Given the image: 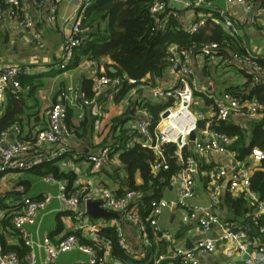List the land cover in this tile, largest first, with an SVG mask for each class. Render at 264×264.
<instances>
[{
	"label": "crops",
	"instance_id": "0c3cea01",
	"mask_svg": "<svg viewBox=\"0 0 264 264\" xmlns=\"http://www.w3.org/2000/svg\"><path fill=\"white\" fill-rule=\"evenodd\" d=\"M23 1L26 5L27 13L33 20L32 27L21 30L14 21L6 20L0 23V71L8 65H19L23 69V75L20 79H30V84L24 89L21 87L17 92L9 90V92L16 95V99H19L26 105L25 110L27 111L21 117V122L17 124L21 129L19 139L26 138L25 140H28L38 131L46 128V110L58 101L60 92L67 87H73L75 89L79 103L83 100L93 101V104L89 106L68 107L69 111H71L70 123L77 127L85 117L89 120L93 119V131L82 139L69 133V136L65 137L60 144L53 148L46 147L44 150V154L48 156L47 162L53 160V157H51L53 149L58 151V149L63 148L65 152L62 156L67 153V156L58 162L57 165L60 172L72 173L74 175L73 184L69 189L65 179H55L56 182H51L52 184L47 186L49 182H45L43 177H41L46 186L28 195V190L32 187L31 184H28V182L14 184L15 177L26 171H5L0 173V196L8 194V197L4 201V207L0 209V235L4 237V242L7 247L20 246V241L22 240L11 224L12 212L19 205L22 197L39 200L44 195L50 194L53 199L39 213L35 224L24 227L31 239L41 242L46 237L55 244L63 237L73 234L78 240L80 236L83 239L91 241L92 232L89 226H98L99 235L102 228L106 226L115 228L119 224L123 230L128 246L126 252L133 259L139 260L144 256V246L150 245L148 233L145 230V224H148V222L145 219L149 213V203L153 200L147 205L145 219H142V227L124 221L121 218V214L117 213H114L117 214V217H92L86 213L85 203H83L80 206V210L85 212L84 224L88 227L79 230L80 221L74 217V212L57 199L59 194L57 182L62 181L66 185L67 192L70 194L75 190H80L84 194L90 195L89 201L91 202H98L91 195L100 189L110 190L116 196H120L125 191H128L125 182L127 177L125 167L120 163L118 153L109 155L107 163L103 166L100 173L97 174L91 173L88 157L90 155H98L104 148L110 147V123L114 118L125 117L127 113L126 116L129 117L128 119L125 118L123 129L130 130L135 135L131 137L126 146L127 148L132 147L134 144L141 146L142 138L139 136L136 128L137 122L139 121L136 116V107L145 104L149 100L154 103L167 104L166 107H168L171 100L164 97H152L149 87L155 85L167 90L172 86L176 78L166 68L160 77L147 76L142 79L139 85L130 90L122 99L116 100L115 92H113L114 86L112 84L102 92L95 94L92 90L95 78L97 75H105L106 66H108V70L112 68L109 67L110 61L108 59H101L98 66L94 68L88 64L90 60L75 51L70 66L65 70L59 68V58L64 37L62 21L71 16L79 5V0L74 2L68 0H44L43 6L41 7H37L36 4L39 0ZM205 1L211 2L213 7H202L198 10L191 8L179 10L178 20L182 27L187 26L200 16L208 15V11L210 10H225L235 29L234 33L229 34L219 18L217 19L218 22L211 21L210 18H207L204 27L206 28L208 26L211 28L214 25L221 27L230 35V41H224L222 45L218 43L220 47L217 58L203 59L199 54H195L188 61V64L195 72L196 93L194 92L193 95L192 106H197V109L195 112H192L200 115V121H205L206 125L208 122H212L215 100L227 93V89L235 87L240 92L247 91L249 93L255 85H261L260 83L252 84L249 69L235 58L236 56H251L252 59H255L264 67V13L262 12L264 0H252L250 2V10H246L238 4L228 6L226 0ZM175 7L178 8V6ZM52 16L55 17L54 20H51ZM21 47H31L35 54L27 57L19 56L17 51ZM218 70H222L221 75L218 74ZM84 81L91 82V90L93 92L91 99L85 98L82 93V84ZM249 81L251 82L250 84H248ZM245 85L248 87L246 88ZM7 92L5 99L0 103V117L9 105ZM196 94L199 96H196ZM236 97L246 101L257 100L255 98H241V96L237 95ZM259 120L261 119H248L239 115H232L229 119L230 122L238 125L244 131H250V122H259ZM75 121H77L76 124ZM187 147L189 152L187 161H192L194 164L192 166V177L198 194L196 198L191 199L188 203L206 208L210 207L214 209V212L216 210L221 212L220 217L223 220L230 219L229 213L225 209L221 210L212 200L211 195L207 191L209 180L202 173L205 169L213 165H228L230 163L229 156L218 153H213L207 157L200 156L195 152L191 141ZM175 154L178 157L176 160L177 164L180 167L182 166L183 169L187 161H183L181 152L176 150ZM234 155L237 160L245 159H239L236 154ZM151 165V174L156 177L158 173L152 171ZM175 176L176 174L168 180V184L162 190L161 197L159 198L169 203V207L163 211L158 219L160 232L155 233L153 228L148 224L154 240L165 243L166 252L163 253L164 255L170 254L172 247L175 246L186 248L187 241L190 242V248H192L197 240L205 238L206 235L200 231L196 218L189 219L187 223L182 221L187 211L176 204L178 196L176 193V185L172 182ZM134 181L136 185L142 184L138 173L135 175ZM140 199L133 202V204H139V214L141 206ZM251 231L254 233L252 228ZM253 233H250V236L255 238L256 244H264V236H259L256 232L255 235ZM210 234L211 236H216L219 232L212 230ZM167 236H169L170 240L167 239ZM145 239L148 240V244H145ZM35 252L37 258L35 264H43L44 253L41 250H36ZM107 257L110 262L119 264L117 261L111 259L110 252ZM20 259L22 258L20 257ZM89 259V255L78 249H73L70 252L61 254L55 264H88ZM199 261L200 264H226V259L222 252L211 256L199 255ZM234 263L243 264V261L236 257ZM166 264H169V262Z\"/></svg>",
	"mask_w": 264,
	"mask_h": 264
},
{
	"label": "built area",
	"instance_id": "2783aa9c",
	"mask_svg": "<svg viewBox=\"0 0 264 264\" xmlns=\"http://www.w3.org/2000/svg\"><path fill=\"white\" fill-rule=\"evenodd\" d=\"M44 0H39L37 7L43 6ZM74 2L76 0H68ZM252 0H226L228 6L241 5L246 10L251 9ZM93 0H79V5L70 17L63 19L64 37L59 58V68L65 70L71 63L75 51L82 46L84 37L82 35V22L85 20V9ZM175 6H178L176 8ZM202 7L212 8L211 2L205 0H155L150 6V14L158 30H163L169 18L179 19L180 9L198 10ZM206 16H200L193 22L185 26L188 33H197L206 25L207 18L217 21L218 18L229 34L235 32L232 21L228 18L225 10L208 11ZM264 13V8L262 9ZM162 17H159V15ZM216 18V19H215ZM55 17L52 16L51 20ZM9 20L14 21L21 30L33 26V20L27 13L23 0H0V23ZM219 45L212 42L200 48L199 51L170 49L167 58V68L173 73L176 80L167 90L155 85L149 87L151 96L154 98H168L171 103L160 114L159 119L152 128V118L148 108L144 105L136 107V116L139 121L136 128L142 138L141 146L151 149L156 155V160L152 163V171L168 170L163 146L173 145L181 152L189 144V137L195 134L192 146L197 154L207 157L213 153L225 154L229 156L230 163L226 166L213 165L205 169L202 173L209 180L207 188L212 200L218 206L221 203L223 193H229L234 197H244L248 200L250 210L245 216L249 224L226 222L217 215L214 209L202 207L188 203L198 196L194 179L192 177V161H187L185 167L180 170L172 181L176 185L178 196L177 206L184 208L187 213L182 221L187 223L191 218L197 219V225L201 232L207 234L212 230H217L218 235L205 237L195 242L192 248L186 249L180 246L172 247L170 254L158 255L153 263L169 262V264H200L199 255L211 256L222 252L226 259V264H235L236 257L242 259L243 264H264V244H256L254 237L250 236L251 228L255 229L259 236H264V196L261 198L256 192L251 190L250 177L253 171L259 169L264 161V151L258 147L250 148L244 160H237L230 150L233 139L227 135L211 129L213 121H229L232 115H239L248 119H263L264 105L257 100H241L231 94L225 93L215 100V110L212 114V122L199 128L200 115L192 112L193 95L195 88V72L188 64L192 55L199 54L203 59H214L218 57ZM249 69L252 83L264 85V67L261 66L251 56L236 58ZM89 66L97 67L94 60L88 62ZM23 69L19 65H8L0 71V103L5 99L6 92L11 90L17 92L21 88L20 77ZM110 84L119 85L120 80H110L106 75H97L93 82L92 90L95 94L102 92ZM129 84H135L134 80H129ZM58 101L46 110L47 126L38 131L28 140L21 141V129L17 125L10 126L5 130H0V173L7 171H24L31 169L48 160L44 154L46 147H55L67 136L69 130L66 125L68 107L89 106L92 100L78 102L77 92L73 87H67L61 91ZM81 104V105H80ZM242 127V126H241ZM65 152L63 148L52 150L51 157L59 159ZM109 158V148H104L98 155H90L88 162L91 173H100ZM253 165V167H252ZM45 182L53 183L56 180L52 176L43 178ZM59 186V199L65 206L74 212V217L80 221L79 230L88 227L84 224L85 212L80 210V206L90 200V195L84 194L80 190H75L71 194L67 192L66 185L61 181ZM100 203V207L117 214L126 222H131L138 227H142L138 206L133 202L140 199L139 192L134 190L125 191L122 195L116 196L110 190L100 189L91 195ZM50 194L44 195L39 200L22 197L19 205L11 214V224L16 230L28 249L25 259H20L16 253L3 252L0 246V264H35L36 250L44 253L43 264H55L61 254L70 252L73 249L89 255L88 264H115L110 262L107 255L110 252V244L98 235L99 227L89 226L92 232V245L80 244L78 238L70 234L63 237L57 243H52L49 238L34 241L25 231L26 225H33L39 213L52 201ZM169 207V203L164 199L153 200L149 203V213L146 221L153 228L155 233H159L158 219L163 211ZM118 246L127 250L128 246L121 226H115ZM169 239V236H167ZM145 239V244H148Z\"/></svg>",
	"mask_w": 264,
	"mask_h": 264
},
{
	"label": "trees",
	"instance_id": "16d2710c",
	"mask_svg": "<svg viewBox=\"0 0 264 264\" xmlns=\"http://www.w3.org/2000/svg\"><path fill=\"white\" fill-rule=\"evenodd\" d=\"M154 1L93 0L85 9V20L82 22L81 27L83 31L81 36L85 39L76 52L88 60L96 61L97 66L101 59L110 61L109 67H113L116 71L111 73L107 68L108 66H106L104 74L112 81L115 79L120 80V84L114 85L113 88L116 100L124 98L130 90L138 86L141 80L147 76H162L167 68V58L172 47L176 48L177 51L191 50L197 52L201 47L212 42L222 45L224 41H230V35L217 25L211 28L206 26V28L200 29L197 33L191 34L181 26L178 19L173 18L168 19L163 30H158L150 14V6ZM162 15H159V17H162ZM29 80V78L20 79L23 89L30 84ZM129 80H134L135 84H129ZM250 83L249 81L248 84ZM238 90V88L230 87L226 91L234 96H241V98H255L264 105L263 84L255 85L249 93ZM82 93L87 99L93 97L91 82H83ZM7 94L9 105L0 117L1 131L20 123L21 117L27 111L25 110L26 105L16 99L15 94H12L9 90ZM196 96L199 95L196 94ZM142 105L148 108L150 112L153 123L151 129H153L159 119V113L167 104L154 103L149 100ZM126 115L125 117L114 118L110 123L111 145L109 147V155L111 156L113 153L119 154L120 163L125 167L127 175L125 182L128 190H134L141 194L140 215L142 219H145L148 203L161 197V192L168 184V180L180 172L182 166L180 167L176 162L178 157L175 154V146L165 145L162 149L168 164V170H161L156 177L153 176L150 169V165L156 159L153 150L143 148L139 144H134L129 148L126 146L131 137L135 135L130 130L123 129L125 118L128 119L129 117ZM70 117L71 111L68 109L66 125L70 134L82 139L92 133L93 119L89 120L85 117L75 127L70 123ZM204 125L205 121L198 122L199 128ZM211 129L233 139L230 150L239 159L246 158L252 147H258L264 151V118L259 120V122H250V131L241 130L238 125L230 121H213ZM25 139L21 138L20 140L24 141ZM188 155V147L186 146L181 151V158L184 162L187 161ZM66 156L67 153L59 159L46 161L24 171L43 178L52 176L57 180L65 179L69 189L73 184L74 175L60 172L57 165ZM137 173L142 180L141 185L135 184L134 179ZM250 183L251 190L262 198L264 196V161L260 168L251 174ZM6 197H8V194L0 196V209L4 207ZM219 208L221 210L225 209L229 213L231 218H227L226 222L249 224V220L245 216L246 212L250 210L246 198L242 196L234 197L229 193H225L221 198ZM145 230L148 233L150 245L144 246V256L139 260L133 259L125 250L118 246L115 228L106 226L100 230L99 236L110 244V256L113 261H117L119 264H153L155 256L166 252V245L164 242H156L154 240L147 223L145 224ZM253 230L254 233L252 231L250 233L255 235L256 231L255 229ZM79 241L82 245H92L91 241L80 236ZM0 244L3 252H13L23 260L25 259L28 249L22 241H20V246L18 247H7L4 237L0 235ZM166 263L164 261L160 264Z\"/></svg>",
	"mask_w": 264,
	"mask_h": 264
},
{
	"label": "rangeland",
	"instance_id": "374dc122",
	"mask_svg": "<svg viewBox=\"0 0 264 264\" xmlns=\"http://www.w3.org/2000/svg\"><path fill=\"white\" fill-rule=\"evenodd\" d=\"M17 54L19 56H22V57H27V56H31V55H34L35 52L32 51L31 47H21L18 49L17 51ZM218 74H222V70H218ZM197 109V106H192L191 110L193 112H195ZM77 123V121H75V124ZM19 182H28V184H31L32 187L28 190V195H31L32 193L36 192V190H41V188L45 187L46 185L43 183L42 181V178L39 177V176H34L32 173L30 172H23V173H20L17 177H15V180H14V184H17ZM50 184L52 183H49V185L47 186H50Z\"/></svg>",
	"mask_w": 264,
	"mask_h": 264
},
{
	"label": "water",
	"instance_id": "95a60500",
	"mask_svg": "<svg viewBox=\"0 0 264 264\" xmlns=\"http://www.w3.org/2000/svg\"><path fill=\"white\" fill-rule=\"evenodd\" d=\"M111 73H115V69L112 67V68H110V70H109ZM169 100H171V99H169ZM194 139H195V134L194 133H192L191 135H190V137H189V140L191 141V143H192V141H194ZM20 199V198H19ZM85 210H86V213L88 214V215H90V216H92V217H98V218H106V217H117V214H114V213H112V212H110V211H107V210H105V209H103V208H101L100 207V204L98 203V202H91V201H87L86 203H85ZM215 213L218 215L219 214V211H215ZM211 236V234L210 233H208V234H206L205 235V237H210ZM204 237V236H203ZM191 247V244H190V242L189 241H187L186 242V248H190ZM244 259H248V256L247 255H244L243 257H242V260H244Z\"/></svg>",
	"mask_w": 264,
	"mask_h": 264
}]
</instances>
